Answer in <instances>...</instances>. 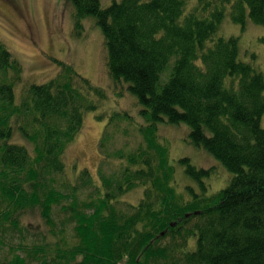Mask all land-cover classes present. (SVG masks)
Segmentation results:
<instances>
[{"label": "trees", "instance_id": "16d2710c", "mask_svg": "<svg viewBox=\"0 0 264 264\" xmlns=\"http://www.w3.org/2000/svg\"><path fill=\"white\" fill-rule=\"evenodd\" d=\"M68 3L76 29L88 17L100 28L107 73L134 95L145 144L115 154L116 181L100 164L95 189L101 191L80 201L90 171L84 167L74 181L59 183L54 174L66 173L67 143L106 92L60 61L53 77L29 82L17 102L22 64L0 40V235H18L23 244L22 254L9 248L0 264H264V75L253 56L240 58L235 36L219 33L226 13L235 23L248 18L264 27V0H196L191 7L187 0ZM121 116L130 118L116 110L107 124ZM164 122L185 124L190 143L229 171L222 188L208 191L213 167L183 156L177 161L193 182L178 189L158 129ZM15 129L27 144L10 141ZM138 186V202L117 210V196ZM63 200L57 236L52 208ZM29 211L50 230L27 242L25 232L35 231L21 217ZM65 222L74 224L75 242L67 241Z\"/></svg>", "mask_w": 264, "mask_h": 264}, {"label": "rangeland", "instance_id": "374dc122", "mask_svg": "<svg viewBox=\"0 0 264 264\" xmlns=\"http://www.w3.org/2000/svg\"><path fill=\"white\" fill-rule=\"evenodd\" d=\"M112 0H100L105 6ZM196 0H187V7H191ZM18 6L23 14L15 17L12 14L10 4ZM81 27V28H80ZM80 29L74 27L72 6L68 0H0V40L5 44L14 57L22 64L21 79L15 85L17 102L21 100L22 89L29 82H44L53 77L59 71V63L72 64L81 74L89 78L96 86L106 92V97L99 101L96 110L84 113L83 125L78 134L67 143L64 152L66 173L62 176L54 174L59 183L63 179L74 181L80 169L86 167L92 175V183L81 185L78 191L79 200L88 202L97 195L95 186L100 185L98 172L101 171L116 181L120 176V166L115 154L126 152L140 144L144 145L143 135L138 131V124L143 121L139 116V105L134 95L129 93L126 86L114 85L110 79L105 64V47L100 28L91 17L82 19ZM29 29V30H28ZM219 33L224 37L235 36L239 48V56L248 60L253 56L258 67L264 75V27L250 19H246L243 25L230 20L226 13L221 19ZM165 73L162 78H165ZM129 113L130 118L115 117L108 125L107 120L114 111ZM104 111L106 116L99 119L97 114ZM133 121H132V120ZM160 133L166 138L170 163L175 167V179L178 189L188 182H193L184 173L183 167L177 161L179 157L187 156L196 166H212L213 172L209 179L208 191L214 192L222 188L229 180V171L213 158L205 149L190 143L187 138V126L183 123L159 125ZM104 138L102 155L99 142ZM10 141H18L27 144L26 140L14 130ZM172 159V160H171ZM142 196V187H135L117 196L114 204L117 210L129 211L125 206L128 203L136 204ZM81 203V202H79ZM67 201L53 205L52 218L55 232L60 236L63 225L58 215H62L60 208ZM82 205V204H80ZM92 209L86 208L88 213ZM21 222L29 229L37 232H25V241L39 238V234L48 233L50 227L34 211L24 214ZM67 241L75 242L72 222L64 224ZM31 232V231H30ZM22 238L14 234L0 235V259L10 255L9 248L22 254ZM50 242L55 238L48 236ZM167 240H164L165 242ZM26 248L28 245L25 246ZM31 262L29 264H34Z\"/></svg>", "mask_w": 264, "mask_h": 264}, {"label": "flooded vegetation", "instance_id": "af4514ba", "mask_svg": "<svg viewBox=\"0 0 264 264\" xmlns=\"http://www.w3.org/2000/svg\"><path fill=\"white\" fill-rule=\"evenodd\" d=\"M10 4V3H9ZM10 7H11V11H12V14L15 16V17H22V13L21 11L19 10V7L18 6H14V4H10ZM29 30V29H28Z\"/></svg>", "mask_w": 264, "mask_h": 264}]
</instances>
